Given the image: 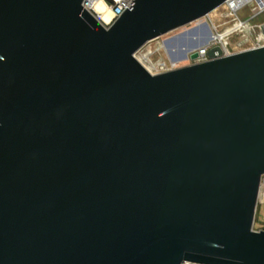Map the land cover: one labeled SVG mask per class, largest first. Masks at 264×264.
<instances>
[{"label":"water","instance_id":"95a60500","mask_svg":"<svg viewBox=\"0 0 264 264\" xmlns=\"http://www.w3.org/2000/svg\"><path fill=\"white\" fill-rule=\"evenodd\" d=\"M134 1L0 0V264H264V46L151 73L225 0Z\"/></svg>","mask_w":264,"mask_h":264},{"label":"built area","instance_id":"2783aa9c","mask_svg":"<svg viewBox=\"0 0 264 264\" xmlns=\"http://www.w3.org/2000/svg\"><path fill=\"white\" fill-rule=\"evenodd\" d=\"M95 0H83L82 5L87 10L94 13L92 7ZM110 8L111 19L108 23H104V26H109L115 19H117L127 8L131 10L133 8L134 0H103ZM218 10V18L213 21L210 14L195 20V23L199 29L201 37H205L204 24H207L211 30L210 39L205 45L198 49L199 56L192 60L193 62H201L208 60L206 51L216 45H219L223 51V55H229L243 50L254 49L264 46V24L257 26V32L252 34L254 26L251 25V21L264 14V0H225L220 6L213 11ZM248 12V16L240 15L241 12ZM95 14V13H94ZM96 15V14H95ZM97 16V15H96ZM98 17V16H97ZM218 27H221L219 30ZM255 32V31H254ZM236 37L234 40L233 38ZM162 68L158 72H163L174 68ZM157 73V72H156ZM264 209V174L261 175L255 213H259ZM259 230H264V222H259Z\"/></svg>","mask_w":264,"mask_h":264},{"label":"rangeland","instance_id":"374dc122","mask_svg":"<svg viewBox=\"0 0 264 264\" xmlns=\"http://www.w3.org/2000/svg\"><path fill=\"white\" fill-rule=\"evenodd\" d=\"M218 10L212 11L210 17L213 21L218 18ZM240 15L248 16V12H241ZM251 25L254 26V31L251 32L255 34L257 32V26L264 24V14L252 20ZM198 26L195 23L187 24L176 30H173L159 38L147 42L139 50L142 54L141 61L143 65L155 73L160 71L161 66L166 68H171L172 63L174 68L180 67L183 65H188L192 63V60L189 58L187 49L189 50L192 44H199L205 37H201L199 34ZM220 30L221 27H218ZM237 36L233 39L235 40ZM238 38V37H237ZM147 53V54H146ZM187 53V58L183 57V54ZM264 222V209L260 210L259 213H255L254 221L252 224V229L258 231L260 228V223ZM187 264H194L188 262Z\"/></svg>","mask_w":264,"mask_h":264},{"label":"bare ground","instance_id":"6f19581e","mask_svg":"<svg viewBox=\"0 0 264 264\" xmlns=\"http://www.w3.org/2000/svg\"><path fill=\"white\" fill-rule=\"evenodd\" d=\"M94 13L98 16V18L100 19V21L104 22V23H108L112 17L111 15V11L110 8L108 7V5H106V3L103 0H95L93 3V7H92ZM149 42V41H148ZM206 44V43H205ZM204 44V45H205ZM141 50V49H140ZM140 50H138L135 53V57L142 63L141 58L142 54L140 53ZM147 54V53H146ZM176 62L172 63V66L175 64ZM144 66V65H143ZM145 67V66H144ZM146 68V67H145ZM147 69V68H146ZM148 70V69H147ZM149 72H151L150 70H148ZM153 73V72H151ZM156 73V72H155ZM188 262H183L182 264H187Z\"/></svg>","mask_w":264,"mask_h":264}]
</instances>
